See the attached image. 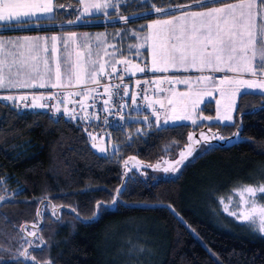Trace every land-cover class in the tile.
Wrapping results in <instances>:
<instances>
[{
    "label": "trees",
    "instance_id": "1",
    "mask_svg": "<svg viewBox=\"0 0 264 264\" xmlns=\"http://www.w3.org/2000/svg\"><path fill=\"white\" fill-rule=\"evenodd\" d=\"M114 2L112 23L69 24L80 15L78 0H55V18L40 21L51 25L35 31L104 28L123 56L135 57L146 51L130 24L173 16L148 9H205L193 0ZM202 110L214 116L215 104ZM157 118L130 116L107 136L116 148L104 155L78 122L41 109L21 113L0 99V197L16 192L0 202V264H264V234L221 214L216 201L236 186L264 183V93L241 94L230 124L159 127ZM189 144L192 155L174 170ZM97 204L109 207L96 216Z\"/></svg>",
    "mask_w": 264,
    "mask_h": 264
},
{
    "label": "snow or ice",
    "instance_id": "2",
    "mask_svg": "<svg viewBox=\"0 0 264 264\" xmlns=\"http://www.w3.org/2000/svg\"><path fill=\"white\" fill-rule=\"evenodd\" d=\"M78 2L84 4V13H87L89 9L101 11L109 7H118L114 0H98V2L90 4L86 3V0H78ZM193 2L201 8H207V10L185 11L180 16H175L171 8L161 7L155 9L158 13L163 12L173 15V19H157L154 22L157 26L169 27L167 34L158 31L152 37L157 43L153 44V67L151 70L167 71V67L157 66L161 62L165 65H171L176 70L183 68L187 71L190 66L201 72L205 69L225 71L223 65L227 64V71H235L241 76L244 73L255 76L258 74V69L260 74H264V0H238V2L232 3H225L224 0H193ZM213 3H224V6L210 7ZM60 7H63V5H60ZM180 7L188 8L191 5H180L178 9ZM53 11L54 0H0V27L27 25L32 18L38 21L41 16L51 20L55 18L52 15ZM255 18H259V25L254 22ZM80 19L81 16L78 15L76 20H69L68 23L75 24ZM119 19L127 22L126 17L121 16ZM189 19L192 21L191 25L187 23ZM177 21H184V23L177 27ZM148 27L152 26L149 25ZM253 29H258V31L254 32ZM41 39L44 40L43 46L40 43ZM49 39L53 42L51 49L47 46V40ZM58 39L57 36L50 38L37 37L35 39L23 37L15 41L0 39V52L4 51L6 45H11L4 58L0 59V89L37 86L41 88L46 86L57 87L65 80L69 83L73 80L79 81L81 73L79 71L73 72L71 53L68 51L69 43L75 44L79 38L74 32L64 38V52L61 57L55 58V69L53 70L49 57H55L57 53L55 42ZM78 47L87 49V52L84 53L85 64H87L89 62L87 58L91 56L88 40L85 39L83 44L78 45ZM41 51L46 55L41 56ZM9 55L12 57L10 64L7 60ZM76 56L77 63L75 66L79 68L81 67L79 63L81 52L77 51ZM41 62L44 66L43 71L40 70ZM103 67V65H99V71L102 72ZM5 68H7V72ZM138 70L144 71V68ZM96 71V67H93L91 71L85 69V75L94 79ZM45 77H47V84L44 82ZM211 79L210 76H201L198 78L197 83ZM36 80L40 82L38 84L33 83ZM224 80L229 84L235 83L238 86L247 88H264V83L253 84L248 80L239 78L232 80L228 77H225ZM179 82L190 83L187 80ZM3 99L12 100L14 97L8 96L3 97ZM20 99L26 100L27 97L21 96ZM33 100L35 101V97ZM31 107H45V105H37L33 102ZM73 118L75 117L73 116ZM189 118L187 115L174 117L176 120ZM223 118L231 119L230 116ZM203 119L209 118L203 117ZM165 123H167V120ZM193 123H195V120H193ZM204 139H207V137L201 134V140ZM193 140V136H189V141ZM194 142L198 144L200 140ZM100 150L104 151V149ZM192 151V144H189L186 150L180 153V158L174 161L173 169L175 170V166L183 164L187 157L192 155ZM165 171H168V169L165 168ZM235 191L240 196L238 207L240 204L245 207L237 213L230 211L229 206L226 204L224 210L229 212L230 215L236 216L242 222L255 226V230L264 233V203L259 202L264 200V184L244 186ZM119 194L120 190L118 189L117 195ZM2 199L3 197H0V200ZM116 202L113 199L112 204L115 205ZM229 202H231V198H229ZM221 203H224V201L221 200ZM107 207L109 206L97 204L95 215H100L101 210ZM21 255L25 258L29 256L27 251L21 253ZM47 264H50V262H47Z\"/></svg>",
    "mask_w": 264,
    "mask_h": 264
},
{
    "label": "crops",
    "instance_id": "3",
    "mask_svg": "<svg viewBox=\"0 0 264 264\" xmlns=\"http://www.w3.org/2000/svg\"><path fill=\"white\" fill-rule=\"evenodd\" d=\"M98 2V0H86V3H94ZM232 2H238V0L231 1L228 3ZM224 4L218 5V6H212V7H223ZM55 0H54V11L52 13L53 16H55ZM207 8L205 9H197V10H186L188 12L190 11H206ZM112 11V10H111ZM110 11V12H111ZM109 12V13H110ZM185 12V11H184ZM79 13L81 16V19L77 21L78 24H87L89 23L88 20L92 18V22L96 24H109L112 23L113 21L110 19L108 16L109 14L104 15V10L97 11L95 9H89L87 13H84V4L79 3ZM83 13V15H81ZM183 13V12H182ZM39 15V14H38ZM180 14L175 15V16H180ZM96 18V19H94ZM157 19H173V16L171 17H166V18H153L151 20H148L146 22V30L141 38V41H139L135 44L137 49L139 51H146V52H141L140 56H123L121 54V51L116 47L115 43L112 41H108V46L107 47V52L105 53L104 56L101 55V57L98 58L97 55V60L95 63V66L97 68V71L95 73L94 79L89 78L88 76H81V79L79 81L73 80L71 83H68L66 85L60 84L57 87H51V86H46V87H17V88H5V89H0L2 93L0 94H8L11 97H14V100L18 102L21 100L16 96V94H19L21 92L25 91H30L31 93L35 94L33 95L36 99V95L38 93H49L50 91L53 90H66L68 91L64 99L62 101L63 107L61 108V111H65L68 109V103L72 100V97L74 95V89H77V95L80 96L81 98L87 99V98H93L97 95L95 90L92 88L100 79L101 75L106 73L108 70H110L113 66H115L120 58L125 57L126 59L124 61H128V73L137 77L142 74L143 71H139V68H144V70L148 71L151 73L150 77V82H151V87L155 89L153 93L148 97L147 102H148V109L149 111H153V113H159L162 118L159 117L155 121L159 127L163 126H169L171 123H179V122H184L187 119L184 120H176L174 117L176 116H183L187 115L191 119L194 116H197L198 119H202V114H203V106L206 103L213 102L216 106L219 105L220 103L226 104L228 107V114L226 116L232 117L234 114V111L236 110L237 103L239 101V97L243 92H256V93H264V88H259V87H253V88H247L245 86H238L235 83L229 84L224 80L225 77H228L232 80H235L237 78L239 79H244L248 80L249 82L253 84H262L264 83V74H260V70H257V75L252 76L249 73H244L242 76L235 72H229L227 71V66L223 65L225 68V71H211L208 69H205L203 72L198 71L197 68L193 67H188V70L185 71L183 68L180 70H176L173 68L171 65H165L163 62L159 63L157 66L164 68L167 67V71H152L153 67V44L157 43V41H154L152 38L154 34L158 31H163V33L167 34L168 33V27L169 26H157L154 24V22ZM44 20H50L48 18H45L44 16H41V18L37 21L35 18H32L29 24L27 25H21L18 27H0V39L4 41L8 40H17L18 38H23V37H29L32 39H35L37 37L39 38H50L52 36H57L59 39L55 42V46L57 48V53L55 54V57H49L50 62H51V67L53 70L55 69V58L56 57H61L62 54V40L65 38L64 33L70 34V33H76L77 31H68V30H53V31H46V32H41V31H35L38 30L39 28H44L48 27L51 24H45L40 21ZM254 22L256 24H260L259 18H255ZM184 23V21H177V27ZM189 25H191L192 21L189 19L187 21ZM198 23V22H197ZM151 25L152 27H148ZM32 30L31 32H25V33H19L16 32L17 30ZM97 30H106L104 28H99L95 30H81L79 32H84L88 31L91 32L90 34H94V31ZM254 32L258 31V29H253ZM5 32V33H3ZM77 37L79 38V33H76ZM147 38V39H146ZM79 40V39H78ZM41 45L43 46L44 40L41 39L40 41ZM112 43V45H111ZM53 45V42L49 39L47 40V46L49 49H51ZM74 50L71 52V63L73 64V72L79 71V68L76 67L77 63V56L76 52L78 51V41L77 43L73 44ZM8 48H11V45H6L5 49L3 52H0V59H3ZM46 55L41 51V56ZM132 59L130 63V59ZM259 59V57H257ZM7 60L9 64L11 63L12 57L9 55L7 56ZM255 63V62H254ZM142 64H145L143 66ZM99 65H103V71H99ZM227 65V64H226ZM40 70H44L43 63L41 62L40 64ZM90 69L89 71H91ZM5 71L7 72V68H5ZM80 72V71H79ZM201 76H210L212 77L211 80H205L202 83H197L198 78ZM182 80H187L190 83H180L179 81ZM40 81L36 80L33 81V83L38 84ZM44 82L47 84V77H45ZM53 82H55L53 80ZM192 85H196V87H190ZM164 86H167L168 92L167 96L162 93V88ZM189 89H191L192 92L197 95V101L196 103H189L190 101H180L179 98L185 97L183 92H188ZM3 97H8V96H1V100H3ZM43 95L41 96L40 102L41 104L44 105V101H46V98H42ZM5 100V99H4ZM171 101V103H169ZM66 105V106H65ZM105 106L108 107L109 103H105ZM230 113V114H229ZM88 115H79L77 114L74 116L73 121H78L81 119L86 118ZM167 120V123L165 121ZM206 123V122H204ZM218 123H222L218 121Z\"/></svg>",
    "mask_w": 264,
    "mask_h": 264
},
{
    "label": "built area",
    "instance_id": "4",
    "mask_svg": "<svg viewBox=\"0 0 264 264\" xmlns=\"http://www.w3.org/2000/svg\"><path fill=\"white\" fill-rule=\"evenodd\" d=\"M127 71L128 61H118L115 66L102 74L99 81L92 87L97 93L93 98H81L77 95V89H74L72 100L65 111H57L55 103H62L68 92L66 90L50 91L52 98L43 102L45 105L43 108L31 107L33 102L37 101V99L33 100L34 96L28 100H19L17 107L21 113L26 110H45L53 119L64 116L73 120V116L77 114L88 115L77 122L93 142L107 137L116 128H126L130 116L136 121H143L147 113L162 118L159 113H153L148 109L147 99L155 91L151 87V73L144 70L141 75L135 77ZM161 91L167 96V86H164ZM105 101L109 103L108 107L105 106Z\"/></svg>",
    "mask_w": 264,
    "mask_h": 264
},
{
    "label": "rangeland",
    "instance_id": "5",
    "mask_svg": "<svg viewBox=\"0 0 264 264\" xmlns=\"http://www.w3.org/2000/svg\"><path fill=\"white\" fill-rule=\"evenodd\" d=\"M114 8H107V9H104V15L106 14H109V12L111 10H113ZM155 8L153 9H148L147 11L148 12H152L154 11ZM130 26H125V28H128V30H130V33L131 35H135L137 36V38L139 39V41H141V38L143 36V34L141 33L140 29L145 27L144 23L142 24H136V25H132L130 24ZM110 30H113L112 32L113 33H120L121 30H123L122 28H114V29H110ZM108 30H97V31H94V34H90L91 32H88V31H84V32H79L77 31L76 33H79V40H78V45H82L84 40L87 39L88 40V44H89V47H90V50H91V56L88 57V63L85 64V57H84V53L87 52V49H83L81 47H77L78 48V51L81 52V57H80V65L81 67H79V71L81 73V76H85V69L86 70H90L92 69L94 66H95V63L96 60L102 56L105 55V53L107 52V47H109L108 45V41H109V33L107 32ZM64 37H67L69 34L67 33H64ZM64 40V39H63ZM63 40H62V53L64 52V45H63ZM112 45V43H111ZM72 50H74V47L72 45V43L70 42L69 43V48H68V51L71 53ZM97 55H98V58H97ZM137 56H140V53H137ZM225 66H227L225 64ZM69 82L68 81H62L61 84L63 85H66L68 84ZM196 87V85H192L190 87ZM0 93H2L0 91ZM185 97H182V98H179L180 101H190L189 103H196L197 101V95H195L194 92L191 91V89H189L188 92H183ZM244 93V92H243ZM242 93V94H243ZM51 94L52 93H38L36 95V104L37 105H40L41 103L38 102L41 98V96L43 95V98H48V97H51ZM18 95V96H17ZM35 95L33 93H31L30 91H25V92H21L19 94H16V96L18 98H20L21 96H26L27 99H31L32 96ZM1 96H9L7 93L6 94H0V99H1ZM241 96V95H240ZM40 97V98H39ZM5 101H7L8 103H18L16 101V99H12V100H8V99H5ZM66 106V105H65ZM237 106H238V103H237ZM237 106H236V109H237ZM63 107L62 103L61 102H56L55 103V108L56 110L59 109V111L61 110V108ZM39 108H43V107H39ZM215 115L214 116H209L208 114H206V112H203L202 114V119H198L197 116H194L193 114V117L191 119H187L186 121L184 122H179V123H171V125L169 126H174V125H178V124H189L191 126H198L200 124H203L204 122H206V124H209V123H218V121L222 122L221 124H230V123H234L235 122V118H236V110L234 111V114L235 115H232L231 119L228 120V119H224L223 117L226 116V114H228V107L226 104H223V103H220L219 105H215ZM230 114V113H229ZM203 117H208L209 119H203ZM217 117H220L219 119ZM193 120H195V123H193ZM95 145V146H94ZM92 146L93 148L99 152L100 154H109V153H112L115 148H116V143L113 142L110 137H104L103 139H101L100 141H96V142H93L92 143ZM100 149H104V151L102 152ZM175 173H170V175H174ZM160 176H166L164 173L161 174ZM259 184H264V183H259ZM259 184H244V185H240V186H236L234 187L228 194L220 197L219 199H216V201L218 202V205H219V212L221 214H225V215H228V216H232L234 217L235 219L236 216H233V215H230L229 212L225 211L224 208H225V205L227 204L229 206V209L230 211H235L237 213H239L245 206L243 204H240L239 207H238V202L240 201V196L237 195L236 191L237 189H240L244 186H256V185H259ZM16 192L15 191H6L5 193H3L1 195V197H3L2 200H0V202H3L5 200H7L8 198H11ZM259 195V194H258ZM229 198H231V202H229ZM221 200L224 201V203H221ZM260 203H263L262 201H259ZM239 222H242L241 220L237 219ZM242 223H246V222H242ZM260 232V231H259ZM261 234H264L262 232H260ZM139 247V245L137 246ZM142 248L140 247V250Z\"/></svg>",
    "mask_w": 264,
    "mask_h": 264
}]
</instances>
